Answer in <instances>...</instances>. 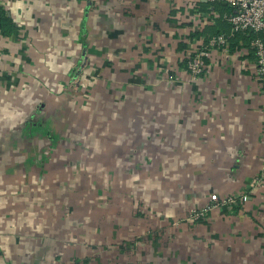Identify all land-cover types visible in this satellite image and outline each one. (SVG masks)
Listing matches in <instances>:
<instances>
[{
    "label": "crops",
    "instance_id": "crops-1",
    "mask_svg": "<svg viewBox=\"0 0 264 264\" xmlns=\"http://www.w3.org/2000/svg\"><path fill=\"white\" fill-rule=\"evenodd\" d=\"M0 5L17 26L10 37L0 34V264L86 258L76 254L81 248L72 254L66 247L64 257L31 238L47 229L37 225L43 210L37 203L50 189L29 178L38 168L32 162L41 155L39 169L51 167L45 148L53 138L51 149L61 143L53 129L66 127L62 114L71 110L89 117V128L106 135L110 150L138 153L136 167L150 171L133 172L124 183L115 175L111 183L120 192L107 197L115 201L108 205L112 218L113 211L126 217L143 208L147 233L162 249L171 245L176 264H264V83L256 56L248 40L230 37L228 49L211 50L203 75L192 80L187 68L208 39L231 35L223 18L228 7L201 0ZM113 159L106 170L122 169ZM20 181L29 189L12 206L4 192ZM212 194L249 200L219 206L201 223L188 220L189 209L207 205ZM178 219L185 223L174 227ZM110 223L118 235L117 222Z\"/></svg>",
    "mask_w": 264,
    "mask_h": 264
},
{
    "label": "rangeland",
    "instance_id": "rangeland-1",
    "mask_svg": "<svg viewBox=\"0 0 264 264\" xmlns=\"http://www.w3.org/2000/svg\"><path fill=\"white\" fill-rule=\"evenodd\" d=\"M76 80L79 81V78ZM72 83H75V81L70 82V84ZM70 96L69 94L67 102L73 104L74 102L70 98L75 99L76 96L75 94ZM72 108H75L74 105ZM55 116L60 117L57 114ZM62 118V122H66V127H63L61 131L59 129H53L54 133L62 134L61 143L58 146H54L53 149H51V146H46L45 148L46 153L52 161L51 167L47 165V169L44 171L39 169L38 165L41 155L36 156L32 162L38 168L34 170L35 173L31 170L34 174L31 173L32 176L29 175V178L35 179L37 183L39 182L44 186L45 184H50V189L44 191L43 199L40 197V199L46 202L40 201L37 203L43 209L41 211L42 214L38 213L41 215L38 216L39 220H37V225L46 226L47 229L36 230L40 234H37L36 238L33 236L31 238L36 239V241L38 238H41V241L47 244L46 246L52 244V252H54V249H58V252L61 250L64 257L65 253H67L65 251L66 247H69V253L72 252L73 254L75 251L74 248H81V250H77V255L83 252L87 259H93V261L86 263L83 261L86 258L84 257V259L82 256L79 258L82 260L78 263L73 262V264L178 263L173 259L172 252L169 250L171 245H167L162 249V242L159 243L156 241L154 243V236L151 233L150 235L147 233V227L144 225L146 223V213H143V208L140 210L138 206L135 207L130 216L126 217L122 211H113L116 214L115 218H112L108 210V205L115 202L113 198L111 202L107 200L109 193L120 192L116 188L117 186L111 183L115 179V175L116 177L119 175L120 181L124 183L125 179L130 177V174L133 172L134 174L150 172L149 170H144L142 166L141 168L136 167L140 163L137 160L138 153L132 152L131 155L126 154L124 151L120 154L118 151L117 154L114 153L115 147L110 150V147H107L104 143L106 142V135L100 137L99 135H102L100 133L101 131L96 130V128L94 130L89 128V117L86 114L82 116L75 115V111L71 110L66 116L63 113ZM48 140L50 142L51 138ZM138 140L139 138L136 139V142ZM55 141H57V138ZM55 141L53 140L52 143ZM47 144L48 142L44 145ZM76 147L80 148L77 149ZM135 149L138 148L135 147ZM115 156L117 157V165L123 166L124 164V166L122 169L115 166L112 170H106L105 167L110 162L113 163ZM140 156H142L141 152ZM124 168L126 170H123ZM21 184L20 181V184L15 185L14 189L4 192L5 200L8 204L15 205L14 197L28 191L29 188L27 187L25 190ZM30 190V193H32L33 190ZM44 206H49L50 208L44 210ZM30 207L32 208V205ZM48 217L52 218L49 219ZM112 221L117 222L115 224L117 226L116 230H120L118 235L113 232V225L110 223ZM55 222L59 223L57 227H55ZM184 223V220L178 219L174 223V227H180ZM16 226L18 227V223ZM44 232L45 236L43 234ZM136 238L138 239L134 241ZM124 241H128L126 242L127 245H125ZM130 241L136 242L137 245L134 246L132 242L133 245L129 246ZM52 255L54 257L53 253ZM61 257L63 258V256ZM61 257L60 259H62ZM59 262L61 261H58L57 264Z\"/></svg>",
    "mask_w": 264,
    "mask_h": 264
},
{
    "label": "built area",
    "instance_id": "built-area-1",
    "mask_svg": "<svg viewBox=\"0 0 264 264\" xmlns=\"http://www.w3.org/2000/svg\"><path fill=\"white\" fill-rule=\"evenodd\" d=\"M209 4H222L229 8L223 18L231 26V35H216L208 39V44L192 54L188 60L187 68L192 80L203 75L208 68L207 59L210 58L213 48H229V39L236 34H249L253 37L249 41V49L254 53L258 64V75L264 83V0H201ZM249 197L229 196L219 197L217 194L210 196L209 203L202 207H192L188 212V220L204 222L212 211L219 206H238L247 203Z\"/></svg>",
    "mask_w": 264,
    "mask_h": 264
},
{
    "label": "trees",
    "instance_id": "trees-1",
    "mask_svg": "<svg viewBox=\"0 0 264 264\" xmlns=\"http://www.w3.org/2000/svg\"><path fill=\"white\" fill-rule=\"evenodd\" d=\"M16 33H17L16 24L8 16L5 8L2 5H0V34H2L3 36H6V37H10ZM252 37L253 36L249 35V34H247V35L236 34L232 38H233V40H240V41L248 40V41H250V39ZM263 40H264V36H263ZM248 45H249V42H248Z\"/></svg>",
    "mask_w": 264,
    "mask_h": 264
},
{
    "label": "flooded vegetation",
    "instance_id": "flooded-vegetation-1",
    "mask_svg": "<svg viewBox=\"0 0 264 264\" xmlns=\"http://www.w3.org/2000/svg\"><path fill=\"white\" fill-rule=\"evenodd\" d=\"M52 140H55L54 138ZM54 143L51 142V146L53 145Z\"/></svg>",
    "mask_w": 264,
    "mask_h": 264
}]
</instances>
